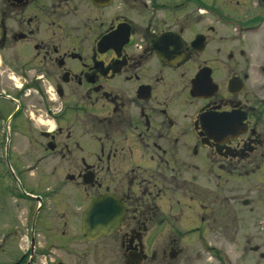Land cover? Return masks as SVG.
I'll use <instances>...</instances> for the list:
<instances>
[{
    "label": "flooded vegetation",
    "instance_id": "obj_1",
    "mask_svg": "<svg viewBox=\"0 0 264 264\" xmlns=\"http://www.w3.org/2000/svg\"><path fill=\"white\" fill-rule=\"evenodd\" d=\"M262 32L264 0H0V264H264Z\"/></svg>",
    "mask_w": 264,
    "mask_h": 264
},
{
    "label": "rangeland",
    "instance_id": "obj_2",
    "mask_svg": "<svg viewBox=\"0 0 264 264\" xmlns=\"http://www.w3.org/2000/svg\"><path fill=\"white\" fill-rule=\"evenodd\" d=\"M264 34V32H262ZM8 158L11 168L5 161V158ZM12 169V170H11ZM18 165L14 160L13 154H7V147L4 144V136L0 129V202L3 199H8L7 193L9 191V187L11 182L13 181L12 175L17 174Z\"/></svg>",
    "mask_w": 264,
    "mask_h": 264
}]
</instances>
